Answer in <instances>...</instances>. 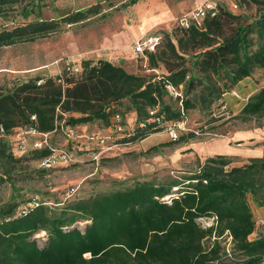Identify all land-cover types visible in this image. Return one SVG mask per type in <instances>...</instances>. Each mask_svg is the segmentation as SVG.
<instances>
[{
    "label": "trees",
    "instance_id": "trees-1",
    "mask_svg": "<svg viewBox=\"0 0 264 264\" xmlns=\"http://www.w3.org/2000/svg\"><path fill=\"white\" fill-rule=\"evenodd\" d=\"M32 1L0 0V16ZM237 3L239 9L253 5L257 13L235 14L213 5L199 24L178 23L171 34L161 35L155 50L142 58L147 70L163 69L161 75L132 74L108 60L88 59L79 68L65 67L55 76H35L0 90V186L11 183L26 160L20 154L23 141L14 142L18 135L37 137L36 142L47 135V145L35 148L33 142L24 152L37 161L57 148L50 139L56 133L82 154L75 131L88 124L99 123L108 133L88 140L112 146L171 129L178 132L171 145L195 138L177 128L190 111L202 112L255 71L264 72V0ZM97 14L99 6H93L46 20L33 7L23 8V23L0 30V48L35 42ZM233 119L254 120L264 129V86ZM231 163L225 155L208 157L186 176L136 182L61 206L36 199L21 208L17 202L5 204L0 207V264H264V235L250 238L256 231L251 206L264 207V157L241 166ZM202 219L211 223L202 226ZM83 222V230L75 226ZM39 233L45 236L42 245L34 238Z\"/></svg>",
    "mask_w": 264,
    "mask_h": 264
},
{
    "label": "rangeland",
    "instance_id": "rangeland-1",
    "mask_svg": "<svg viewBox=\"0 0 264 264\" xmlns=\"http://www.w3.org/2000/svg\"><path fill=\"white\" fill-rule=\"evenodd\" d=\"M129 1L33 0L14 6L7 11L6 18L0 16V30L23 23L20 12L27 7H33L46 20L60 19L93 6H99V14L78 24L63 26L60 32L35 42L0 48V90H9L15 83L35 76H55L65 67L79 68L80 63L88 59L108 60L132 74L161 75L163 69L147 70L144 59L133 53L136 41L154 33L171 34L180 19L204 4L218 5L235 14L254 16L257 13L253 5L239 9L238 0H140L128 6ZM261 86H264V72L255 71L251 78L202 112L190 111L181 132H193L195 138L180 144L171 145L168 131H161L127 146H102L88 137H104L108 133L100 131L99 123L88 124L75 131L79 139L74 141H79L78 147L83 144L82 154L70 150V142L63 133L50 135L53 146L72 153L75 161L41 169L40 161L27 159L28 154L24 153L38 138L18 135L14 142L23 141L26 147L20 154L26 156V160L20 164L12 182L0 186V207L17 202L21 208L30 199L48 206H61L125 189L136 182L162 183L196 171L203 157L215 154L234 156L231 166H241L247 163L248 155L256 152L255 145L262 148L264 133L254 120L242 123L233 119L244 98L236 94L247 95ZM169 100L165 97L166 102ZM172 102L177 106L174 95ZM238 139L241 141L235 142ZM231 145L235 148L229 149ZM199 223L207 226L211 221L202 219ZM85 224L75 226L83 230ZM34 238L39 245L45 241L43 233Z\"/></svg>",
    "mask_w": 264,
    "mask_h": 264
},
{
    "label": "built area",
    "instance_id": "built-area-1",
    "mask_svg": "<svg viewBox=\"0 0 264 264\" xmlns=\"http://www.w3.org/2000/svg\"><path fill=\"white\" fill-rule=\"evenodd\" d=\"M213 7L212 4H204L203 6H201L200 8H198L196 11H194L193 13L189 14L186 17H183L182 19L179 20V24L180 25H187L188 22L190 20L195 21L196 23H200V19L205 15L206 10H209ZM161 40V35L159 34H155V35H150L148 37H146L145 39H139L138 41L135 42L134 47H133V53L136 56H139L141 58H143L147 53L153 52L156 48V46L158 45V43ZM170 91L171 89L168 88ZM178 130L181 131L183 130V124L178 125ZM31 135H36V133L34 131H30L28 132ZM170 138L172 140H175L177 138V131L176 130H169L168 131ZM47 135L42 136V141H37L34 143V147L35 148H42L45 145H47ZM99 143L104 144V140L100 139ZM103 148V147H101ZM94 159H97V157H94ZM74 160V156L72 155V153L68 152L65 149L62 148H55L52 150V154L41 160L40 161V168L41 169H47L50 167H53L54 165L58 164V163H70L73 162Z\"/></svg>",
    "mask_w": 264,
    "mask_h": 264
},
{
    "label": "crops",
    "instance_id": "crops-1",
    "mask_svg": "<svg viewBox=\"0 0 264 264\" xmlns=\"http://www.w3.org/2000/svg\"><path fill=\"white\" fill-rule=\"evenodd\" d=\"M246 80V79H245ZM245 80H243V81H245ZM242 81V82H243ZM242 82H240L239 84H238V86L242 83ZM237 86V87H238ZM257 91V89H255V91H253V92H251L250 94H247V95H245V94H236V97H238L239 95L240 96H242V97H244V98H242V103H239L238 105H240V107H239V110L238 111H240L241 110V108L243 107V105L245 104V102H246V100H247V98L249 97V96H251L254 92H256ZM262 133H264V129H262ZM226 140H229V139H226ZM237 141H241V139H238V140H236L235 142H237ZM234 142V141H233ZM232 144V143H231ZM261 145V144H260ZM258 146L259 145H255L254 147H255V150H256V152L254 153V154H251V155H248V158H245L246 160H248V159H250V158H256V157H259V156H262V154H264V139H262V148H258ZM260 147V146H259ZM230 148H235L233 145H231V146H229V149ZM216 155V154H215ZM215 155H212V156H215ZM220 155H225V156H228V157H234V156H231V155H227V154H220ZM212 156H209V157H212ZM236 156V155H235ZM204 159L203 160H205L206 158H208V157H203ZM251 209H252V213H253V216H254V219H255V221H256V231H255V233H253L251 236H250V238L251 239H254L258 234L259 235H264V207H260V208H258V207H256V206H254V205H252L251 206Z\"/></svg>",
    "mask_w": 264,
    "mask_h": 264
}]
</instances>
